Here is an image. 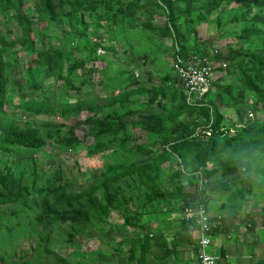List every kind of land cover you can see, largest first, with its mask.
<instances>
[{
  "label": "rangeland",
  "instance_id": "rangeland-1",
  "mask_svg": "<svg viewBox=\"0 0 264 264\" xmlns=\"http://www.w3.org/2000/svg\"><path fill=\"white\" fill-rule=\"evenodd\" d=\"M221 1L207 12L214 1L172 0L177 19L171 27L166 8L153 0H104L82 9V21L68 4L48 13L40 0H22L33 48L23 45V27L12 3L0 1V50L7 83L0 109V178L11 175L20 180L29 190L28 198L37 200L30 199L27 206H0V221L7 223L0 229V264H140L146 240L156 244V251H151L155 255L166 230L173 233V252L177 251L179 233L186 225L178 192L198 191L187 176L196 168L199 147L183 151L177 169L173 163L169 167L161 142L184 133V126L196 138L209 135L206 116L183 111L156 124L157 130L129 121L115 132L101 123L122 114L135 118L161 112L182 101L172 84L176 45L186 50L219 49L227 63L215 72L206 99L210 109L220 112V128L226 131L219 138L228 139L205 165L216 171L207 177L202 192L207 200L219 193L211 208L220 205L226 216L236 217L242 237L234 240L242 245L240 253H250L249 264H264V143L236 133L254 121L264 129V102L256 103L240 67L248 51L263 40V35L247 37L246 31L264 30V0ZM55 48L62 53L60 77L35 55ZM252 82L264 88V81L254 76ZM20 89L39 101L45 96L75 102L111 93L127 95L101 108L74 104L64 112L52 107L28 111L20 107ZM10 124L37 127L44 143L9 144L1 132ZM237 163L243 167L224 172L225 165ZM125 166L135 171L121 177ZM106 177L111 178L108 184L70 200L55 201L49 191L63 185L82 192ZM249 185L251 192H244ZM47 191L50 212L41 205ZM191 227L187 230L192 232Z\"/></svg>",
  "mask_w": 264,
  "mask_h": 264
},
{
  "label": "trees",
  "instance_id": "trees-1",
  "mask_svg": "<svg viewBox=\"0 0 264 264\" xmlns=\"http://www.w3.org/2000/svg\"><path fill=\"white\" fill-rule=\"evenodd\" d=\"M5 1V3H12L13 8L17 11L18 18L22 24L23 31H24V42L23 45L27 47H34V40L31 36V29L32 27L25 23V18L22 10V0H0ZM104 0H40V4L43 6V9L48 13H53L54 9L56 7L63 8L64 5L68 4L70 6V11L75 16L76 19H79L80 21L83 20L84 15L82 13V9L85 7H89L90 5L98 2H103ZM155 2L160 3L166 10L168 11V21L171 27L175 25V21L177 17L173 16V7H172V0H153ZM186 3H189L192 0H184ZM214 1L213 4L208 6L206 8L207 12L211 11L214 7H218L221 5V0H212ZM80 11V13H78ZM252 34L257 35H263V40L261 42V45L257 48H255L253 51H248L247 58L242 61L240 67L243 69V79L245 80V84L252 88L254 94H255V100L257 102H264V88H260L257 84H254L252 82L253 76L261 81H264V62L262 54L264 55V30H262L259 27H253L246 31V36H250ZM178 46V53L180 55H186L187 53H199V54H207L210 49H204V50H198V49H184L180 45ZM220 51V50H219ZM176 54V50H175ZM175 54H174V60H175ZM35 55L37 58H44L48 68L53 69V67L57 70L58 77L61 76L60 71L62 67V53L59 49H48V50H42L39 52H36ZM35 62V60L29 61V66ZM5 66L6 62L3 58V54L0 50V109L3 106L4 99L2 98V94L6 90L7 83H6V76H5ZM249 72H252L253 76L249 74ZM176 82L175 77L173 76L172 84ZM214 83V82H213ZM176 89V88H175ZM142 90V89H141ZM177 92L181 95L182 101L178 104H172L170 108H163L161 112H153V113H141L135 118L133 116L126 117L125 115H120L113 121H105L101 122L104 123L107 127L111 128L113 131L118 132L120 131L127 122L134 121V122H141L147 125L148 128L152 130H157L158 127L155 126L156 124L162 125V123L166 119H174L179 113L185 111L189 114H203L206 116V122L209 125V135L204 136L203 138H196V134H194L193 131L189 129V126H184L185 132L176 135V136H170L166 140H162L161 144L163 146V151L165 156L168 158L170 165V168L173 165H177V169L180 168V163L182 164V155L183 151H185L188 147L197 146L199 147L197 152L194 155V160L196 161V168H191V172L189 176H187L188 180L192 181L194 186L197 185V176L193 173L197 170H200L205 177H208L212 175L216 170H206L205 165L207 161H209L214 155L217 154L219 151L220 144H224L225 141L228 138L224 136V138H219V134L224 133L226 130H222L220 128L221 123V115L218 111L217 107L210 109L208 100L200 102L201 104L197 105H189L185 101V95L182 90L176 89ZM126 93V92H125ZM209 94V93H208ZM126 94H123V96H117L114 94H109L105 98H88L86 100H79V101H68L64 99H51L47 96L43 97L42 100H37L31 96L26 91H23L20 89V98L22 99L20 103V107H22L24 110H35L38 111L40 108H48L52 107L55 110H62L64 112L65 110H68L76 104L77 108H101L104 106H111L116 101L123 99L126 97ZM100 99V101H98ZM211 105V104H210ZM176 106V107H174ZM204 130V129H202ZM237 135H250L251 141L257 142V143H264V129L261 128V123L259 121H254L249 127H244L242 131H237ZM1 137L4 141L8 142L9 144H16V145H23L25 147H38L41 146L44 143V139L42 136H40V131L37 127L29 126V127H20L15 124H10L7 128H4V130L1 132ZM243 167L242 163L234 164L233 166H230V164H227L224 166V172H230L231 170H234V168H241ZM125 171H121V177L126 176L129 173H132L135 171V167L125 166L122 167ZM139 169V168H138ZM180 172V171H179ZM185 175V174H184ZM108 177H106L105 180L100 182L99 184H96L94 186H91L87 190H82V192H71L66 189L63 185H58L57 187L52 188L49 190L52 193V197H54L55 201H62L64 199L70 200L73 197H79L83 194H90L94 190H96L98 187H101L102 184H108L109 180ZM244 192H251L252 186H246L244 187ZM41 193L43 191L41 190ZM48 191L42 196L41 205L44 212H50L52 210V205L49 204V195ZM181 194V199H179V207L184 209L185 207L189 206V201H196L198 202L200 199L207 201L206 197H203L205 192H199V191H184V192H178ZM204 193V194H203ZM30 197L29 190L25 184H22L20 180H17L16 178H13L11 175L9 178H7L5 175L1 176L0 178V206H3L5 204H21L24 206L29 205L30 199L31 202H37V200L32 197ZM29 199V200H28ZM183 201V202H182ZM193 201V202H194ZM182 202V203H181ZM196 202L194 204H196ZM185 223H191L193 226H195L194 222L190 219L183 218ZM217 220V219H215ZM223 222V221H222ZM2 223L6 225V221H0V229L2 227ZM217 228L212 229V232L214 233ZM146 247L142 249V253L145 254V250L149 248L150 239L146 240ZM141 253V254H142Z\"/></svg>",
  "mask_w": 264,
  "mask_h": 264
},
{
  "label": "built area",
  "instance_id": "built-area-1",
  "mask_svg": "<svg viewBox=\"0 0 264 264\" xmlns=\"http://www.w3.org/2000/svg\"><path fill=\"white\" fill-rule=\"evenodd\" d=\"M219 52V49L213 48L207 54L187 53L183 56L178 53V46H176L173 62V73L176 80L174 86L184 92L187 104L199 105L200 102L206 101L213 87L215 72L227 65ZM175 166L177 168L176 164ZM193 174L198 178L196 187L199 192H202L208 184V179L199 170ZM193 201L188 202L189 206L185 207L183 212L186 219L194 222L198 233L196 255L199 264H217L218 256L211 251L214 238L212 229L214 230L220 221L211 217L207 201L202 199L198 202Z\"/></svg>",
  "mask_w": 264,
  "mask_h": 264
},
{
  "label": "crops",
  "instance_id": "crops-1",
  "mask_svg": "<svg viewBox=\"0 0 264 264\" xmlns=\"http://www.w3.org/2000/svg\"><path fill=\"white\" fill-rule=\"evenodd\" d=\"M217 194L219 193H213L211 197L214 199V195ZM213 199H208L209 206L213 205ZM233 210V212L236 211L234 208ZM237 211L240 212L241 209H238ZM210 214L213 219L220 221L215 226L217 230L213 233V247L211 248L212 253L218 256L217 264H249L250 253L245 252L246 255L242 252L240 253V247L242 248V245L240 246V244L234 240L235 236L238 238L242 237V233L239 230L240 226L237 225L236 217L232 215L226 216V212L220 205H217L214 209L210 206ZM185 224L187 225H184L185 227L183 230H185V232L179 233L177 251L173 252V248L176 245L172 240L173 238H171V236L173 237V233L166 230L164 239L162 238L157 245L159 253L156 252L157 254L153 255L154 253L151 251H156V244L151 246L153 244L150 243V251L149 249H146L145 254H140L138 259L140 264H199L196 255V241L198 237L196 227L191 223ZM163 225L166 224L164 223ZM187 227H191L192 232L188 231ZM171 245L173 246L171 247ZM161 246H163V251H165V253L162 252Z\"/></svg>",
  "mask_w": 264,
  "mask_h": 264
}]
</instances>
